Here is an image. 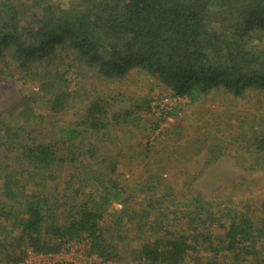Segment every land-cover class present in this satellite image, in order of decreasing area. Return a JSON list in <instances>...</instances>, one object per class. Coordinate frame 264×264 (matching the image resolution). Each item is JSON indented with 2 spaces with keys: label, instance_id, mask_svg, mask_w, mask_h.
<instances>
[{
  "label": "trees",
  "instance_id": "1",
  "mask_svg": "<svg viewBox=\"0 0 264 264\" xmlns=\"http://www.w3.org/2000/svg\"><path fill=\"white\" fill-rule=\"evenodd\" d=\"M15 1L0 0V81L15 64L38 89L21 93L7 116L0 115V264H20L29 250L56 254L76 240L87 241L103 260H116L112 229L101 226L105 207L132 199L109 180L123 174L119 152L107 162L88 140L108 131L104 98L110 91L103 85L102 97L90 98L81 86L85 98L72 100L80 102V116L49 135L38 127L43 116L70 105L58 67L73 58L82 77L88 72L83 66H91L103 84L140 67L191 104L219 90L239 98L255 95L264 91V0H74L66 8L31 0L24 10ZM119 118L113 114L116 123ZM253 146L264 155V136ZM68 169L75 171L60 182ZM215 198L198 193L178 200L184 208L149 223V238L127 256L141 264H182L203 249L210 252L207 264H264V204L258 220L251 206L222 207Z\"/></svg>",
  "mask_w": 264,
  "mask_h": 264
},
{
  "label": "rangeland",
  "instance_id": "2",
  "mask_svg": "<svg viewBox=\"0 0 264 264\" xmlns=\"http://www.w3.org/2000/svg\"><path fill=\"white\" fill-rule=\"evenodd\" d=\"M30 1L12 3H19V10H24V5ZM50 1L62 8L74 2ZM18 17L24 21V12L21 11ZM75 63L69 57L58 67L66 84L65 89L71 93L69 107L67 105L56 116L44 115L38 127L44 128L49 135L59 131L82 112L80 102H72L75 96L85 93L80 91L81 86L92 98L102 97L99 91L107 85L106 91L110 93L104 101L109 103L106 106L109 132L106 131L104 137L89 135L88 140L100 148L97 156L107 162L109 157L119 152L117 167L123 174H111L109 180L124 188V199H132L127 203L121 200L110 202L105 207L101 226L111 227L117 257L116 260H103L91 253L87 241L76 240L65 244L56 254H35L29 250L20 264L58 261L72 264H141L127 255L132 248H137L149 238L146 231L149 223L161 217L162 213L172 217L176 207L182 206L178 200L190 199L198 193L206 197L217 195L215 201L222 207L235 206L245 210L251 206L254 219H260L264 204V155L256 153L253 144L255 139L264 136V91L257 90L255 95L251 93L239 98L219 90L193 104L189 100L173 102L177 95L170 93L140 67H132L126 76L103 84L94 76L91 66H83L88 72L83 71L86 76L82 77V71ZM14 65H8L7 71L1 75L0 115L4 117L7 116L5 112L19 101L21 93L38 89L34 80L24 77ZM58 82H61L59 77ZM173 109H176V114L167 116L166 113ZM115 113L121 114L117 123L113 120ZM125 113H128L127 117H124ZM117 145L122 146L121 151ZM81 160L87 161L84 157ZM89 161L90 166L97 170L94 160ZM69 171L73 173L75 170L68 169L64 176H60V182L70 177ZM109 180L108 186L111 187ZM151 187L153 191H150ZM191 187L192 190H189ZM60 193L65 194L62 189ZM150 198L157 204H151ZM124 208L126 211L120 227L117 221ZM129 209L133 212H128ZM171 224L174 225L175 220H171ZM209 253L203 249L189 253L182 264H207L211 258Z\"/></svg>",
  "mask_w": 264,
  "mask_h": 264
},
{
  "label": "built area",
  "instance_id": "3",
  "mask_svg": "<svg viewBox=\"0 0 264 264\" xmlns=\"http://www.w3.org/2000/svg\"><path fill=\"white\" fill-rule=\"evenodd\" d=\"M188 99L187 98H185V97H183V98H181V97H178V96H176V98H174V99H172V101L173 102H176V101H184V102H186ZM59 262H64V261H59Z\"/></svg>",
  "mask_w": 264,
  "mask_h": 264
}]
</instances>
